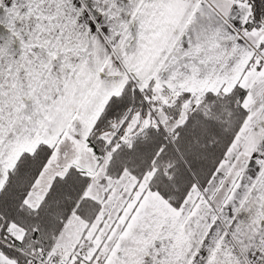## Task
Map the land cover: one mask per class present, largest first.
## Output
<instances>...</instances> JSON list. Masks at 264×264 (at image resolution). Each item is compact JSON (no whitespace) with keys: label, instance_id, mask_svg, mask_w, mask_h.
<instances>
[{"label":"snow or ice","instance_id":"6c2138e0","mask_svg":"<svg viewBox=\"0 0 264 264\" xmlns=\"http://www.w3.org/2000/svg\"><path fill=\"white\" fill-rule=\"evenodd\" d=\"M0 264H264V0H0Z\"/></svg>","mask_w":264,"mask_h":264}]
</instances>
